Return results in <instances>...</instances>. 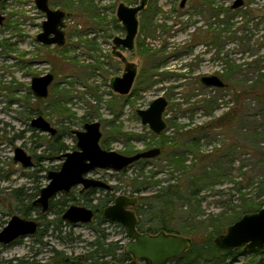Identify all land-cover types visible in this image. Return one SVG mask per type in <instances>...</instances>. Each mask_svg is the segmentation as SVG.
<instances>
[{
  "label": "rangeland",
  "instance_id": "1",
  "mask_svg": "<svg viewBox=\"0 0 264 264\" xmlns=\"http://www.w3.org/2000/svg\"><path fill=\"white\" fill-rule=\"evenodd\" d=\"M212 1L219 6L230 7L234 0ZM119 2L134 5L138 0H49L51 8H59L67 13L62 27L65 43L63 46H44L35 37L41 31L45 15L36 7L34 0H0V12L4 15L0 24V161L4 169L10 170L9 179L0 181V188L23 187L32 192L36 191L37 186H45L48 182L47 172L57 170L63 161V157L58 156L75 149L71 130L82 129L85 122H100L99 143L105 149L130 155L159 146L156 144L160 140L159 135L153 136L154 133L148 125L141 123L137 114L138 109L147 108L157 96L165 97L168 102L163 112L166 122L164 136L168 140L174 137L173 122L183 125L184 129L204 125L231 106V93L227 89L205 87L200 77L213 73L219 75L227 61L243 64L251 59H264V21L258 24L257 19L243 22L239 16H235L230 28L222 30L225 27L219 24L218 47L200 38L206 31L215 32L218 26L216 17L200 7L194 8L193 5L201 3V0L195 3L186 0L183 7L179 5L181 0H148L146 8L138 13L139 25L133 51L121 50L127 61L135 63L137 75L129 94L119 95L110 86L111 79L121 75L124 69V63L111 52L113 37L124 36L125 33L116 18ZM246 8H252L262 15L264 0H243V5L233 10L236 14ZM145 50L151 53V57ZM51 57L57 59V64H53ZM48 72L54 75L48 87V96L37 98L30 90V80L33 76ZM27 92L30 93V103L23 107L18 101H22ZM36 99L42 101L36 105ZM57 99L58 106H55L53 101ZM207 101L217 104L212 113L205 108ZM254 106L251 104L249 110H255ZM60 107L68 111L60 112ZM31 108H38L40 115L57 129L55 135L30 126L31 118L37 115L29 114L28 119L24 116ZM239 125L230 131L216 128L202 133L199 150L210 153L231 140L237 141L240 147L247 146L257 123L246 121ZM117 127L120 128L119 132L115 129ZM258 132L263 134L264 141V130ZM58 134V141L67 147L65 151L55 154L56 141L53 138ZM14 135L20 137L14 140V144L8 143L7 138ZM149 143L151 145L147 146ZM170 143L167 142L158 159L140 161L119 172L96 170L89 176L105 181L110 187L114 186L109 188L114 195H129L132 190L129 182L143 168L142 176L135 180L137 186H143L146 181L161 180L158 184L151 182L139 193L150 194L167 183L168 179H173L172 175L179 176L166 160ZM16 146L32 156V167L23 168L13 161ZM129 148L131 153H127ZM248 153L246 151L243 155L238 152L234 155L235 160L230 167L233 179L236 180L241 162L249 163L254 159ZM191 157L192 154H189L188 159ZM157 165H162V168L157 169ZM155 171L158 172L151 177ZM79 189L80 186H77L68 194L58 193L54 200H66V208L71 204L91 207L86 203L89 194L81 193ZM97 191L95 197L106 193L105 189ZM137 195L135 193L134 196ZM71 196L76 201H72ZM92 200V204L96 203L95 199ZM199 200L202 217L219 212L230 214L226 203L229 201L232 207L239 203L232 181H223L212 189H202ZM258 200L262 201L264 207V194ZM10 217L0 214V229ZM46 217L55 219V214L50 212ZM25 218L40 221L34 212ZM63 221L57 230L53 226L47 228L42 241H35L33 235H28L19 238L18 242L0 244V257L45 262L52 255V249L71 257L90 253L93 250L90 243L96 236L91 223ZM101 227L107 234L106 240H118L122 245L127 242L121 224L104 222ZM235 252V257L227 260L226 264H247L251 259H258L241 247ZM84 260L90 263L86 258ZM103 261H109L106 263L109 264L115 260L106 257Z\"/></svg>",
  "mask_w": 264,
  "mask_h": 264
},
{
  "label": "trees",
  "instance_id": "2",
  "mask_svg": "<svg viewBox=\"0 0 264 264\" xmlns=\"http://www.w3.org/2000/svg\"><path fill=\"white\" fill-rule=\"evenodd\" d=\"M192 2L195 3L196 0H192ZM193 6L194 8L200 7V9H204L211 16L217 18L218 26L215 32L206 31L204 35H199L207 43H213L216 46H218L219 40V24L225 27L222 30H226L232 25L231 21L235 16H239L243 22L257 19L256 24H258L264 21V14L261 15L252 8H246L235 14V11L229 6H219L214 4L212 0H201V3H195ZM220 16L221 19H219ZM141 28H143V24ZM139 46L142 47V45ZM145 52L147 51L145 50ZM147 55L150 56L151 53L147 52ZM51 59L54 65L57 64V59L52 57ZM219 76L225 83V86L220 89H227L231 93V106L204 125L184 129L183 125L179 126L173 122L174 137L168 140L163 131L159 135L160 140L156 142L161 148V154L153 159H140L134 162L158 159L162 155L164 147L167 146V142H171L168 145L170 150L165 156L168 165L172 167V171L179 173L178 177L173 176V172H171L170 175L173 179H168L167 183L146 195H140V190L149 187L151 182L158 184L161 180L154 179L151 182H144L143 186H137L135 180L143 174V168H140V171L136 172L135 177L129 182L132 185L130 196L135 195V193L138 194V203L134 210L137 215L136 228L139 232L150 234L172 232L190 236L191 243L184 253L164 264H226L227 260L235 257L236 252L235 250L217 247L213 242L214 238L224 233L226 227L243 214L252 213L263 206L262 201H259L258 198L264 194V141L263 134L258 130H264V59H251L243 64L227 61ZM217 89L219 90V88ZM35 101L37 105L42 100L36 99ZM18 102L23 107L27 106L30 103V93L27 92L23 100ZM58 102V99L53 101V105L58 106ZM251 104L255 105L253 111L249 110ZM215 106L217 104L214 102H208L205 108L208 109V113H212ZM59 110L64 112L67 109L60 107ZM40 113L38 108H31V111L24 117L28 119L31 115H40ZM246 121L257 123V126L252 130L247 146L240 147L237 141L231 140L210 153H202L199 150V140L202 133L216 128L230 131L236 125H242ZM115 129L120 131L118 127ZM152 135L155 136V134ZM59 136L58 134L53 138L56 141L55 154L65 151L67 147L63 142L58 141ZM19 137L20 135H14L7 138V141L14 144V140ZM151 143L147 146H150ZM131 151L129 148L127 153H131ZM246 151H249L248 154L254 159L249 163L241 162L239 164L238 175L235 180L230 173V167L235 160L234 155L238 152L245 155ZM189 154H192V157L188 159ZM2 164L3 162L0 161V181L8 180L10 177V170L4 169ZM161 166L157 165V169H161ZM157 172H153L151 177H154ZM223 181L233 182V188L238 192L239 203L234 207L230 205L229 201L226 203L227 208L230 209V214L219 212L209 214L208 217H202L203 213L199 203L201 190L204 188L212 189ZM113 187L111 186L110 189ZM110 189L97 197H95L98 192L96 188H89L84 191L89 194L86 203L93 207L95 213L94 219L90 222L96 232L95 239L90 243L93 250L85 255L86 260H89L91 264H106L109 262L103 261V258L106 257L118 263L131 259V256L124 252V245L118 240H106L107 234L101 227L104 222L117 223L102 216L103 208L116 196L110 192ZM35 190L31 192L23 187L0 188V214L7 216L17 212L21 216L29 217L33 212L36 213L37 219L40 221L33 237H35V241H42L47 228L53 226V229L57 230L59 224L64 223L61 214L67 204L66 200L59 202L55 201L53 197L49 201L48 210L42 213L39 207L31 204L32 200L39 194L40 187H35ZM92 198L96 200V203L92 204ZM70 199L76 201L74 196H71ZM50 212L55 214V219H47L46 216ZM18 241L19 239H16L14 242ZM51 252L52 255L45 262L34 259L25 261L18 258L12 260L0 257V264H72L66 259L67 256H64L62 251L52 249ZM250 253L252 257H258V259H251L247 264H264V245ZM136 264L144 263L138 262Z\"/></svg>",
  "mask_w": 264,
  "mask_h": 264
},
{
  "label": "water",
  "instance_id": "3",
  "mask_svg": "<svg viewBox=\"0 0 264 264\" xmlns=\"http://www.w3.org/2000/svg\"><path fill=\"white\" fill-rule=\"evenodd\" d=\"M148 0H138L134 5L119 2L116 8V17L120 20L125 31L123 37L113 38V54L120 57L124 62V70L120 76L111 79L110 86L119 95H126L130 92L132 84L137 74L135 63L127 61L119 51H115L118 46L124 47L127 51H133L135 47V37L138 32V13L147 5ZM186 0H181L180 7H183ZM36 7L45 15L41 23V32L37 34V40L43 44H57L61 46L65 42L63 21L67 13L59 8H51L48 0H34ZM243 5V0H234L232 9ZM4 20V15L0 12V24ZM53 80V74L47 73L41 76H34L30 82V88L36 97H46L48 85ZM201 83L206 87L222 88L225 86L223 80L214 74L200 77ZM167 100L163 96L154 98L145 109H138L137 114L143 125H148L149 129L159 135L166 128L163 119V112L167 106ZM30 126L47 132L56 134L53 127L41 115L31 118ZM76 148L66 151L58 157H63V161L57 170H49L46 174L48 182L39 190V194L31 202L39 207L42 213L49 208V201L58 193L68 194L75 186H81V190L95 188H109V184L103 180L88 177L95 170H112L119 172L140 159H151L161 153L159 146H154L134 154L126 155L112 149H105L100 146L101 137L100 122L95 120L86 122L83 128L73 129ZM12 159L19 163L21 167L28 168L34 165L32 157L22 147L16 146L13 150ZM138 201L135 196L125 194L117 195L113 202L105 206L102 215L105 219L121 224L128 238L123 250L131 256V259L123 263L115 261L109 264H164L172 258H176L184 253L191 243L190 238L172 232H159L150 234L139 232L136 228L137 216L131 208ZM94 211L86 206L71 204L61 214L63 220L69 223H90L93 220ZM39 227V222L29 219L19 214L11 215L7 223L0 229V244L7 245L16 239L33 235ZM214 244L222 249L235 250L242 248L243 251L251 252L264 245V207L252 213L243 214L233 223L229 224L225 232L216 236ZM67 259V258H66ZM74 264H91L83 261V255H76L68 258Z\"/></svg>",
  "mask_w": 264,
  "mask_h": 264
},
{
  "label": "flooded vegetation",
  "instance_id": "4",
  "mask_svg": "<svg viewBox=\"0 0 264 264\" xmlns=\"http://www.w3.org/2000/svg\"><path fill=\"white\" fill-rule=\"evenodd\" d=\"M48 2H49V0H48ZM147 2H148V1H147ZM49 6H50V5H49ZM116 8H117V7H116ZM145 8H146V7H145ZM145 8H144V9H145ZM144 9H143V10H144ZM143 10H142V11H143ZM142 11H141V12H142ZM41 12H42V11H41ZM66 16H67V15H66ZM116 18H117V17H116ZM119 21H120V20H119ZM41 23H42V22H41ZM120 23H121V22H120ZM138 25H139V22H138ZM121 27H122V24H121ZM122 28H123V27H122ZM40 32H41V31H40ZM124 32H125V31H124ZM37 34H38V33H37ZM37 34H36V37H37ZM124 34H125V33H124ZM64 36H65V34H64ZM115 36H117V35H115ZM115 36H114V37H115ZM36 37H35V38H36ZM114 37H113V38H114ZM119 37H123V36H119ZM36 40H37V38H36ZM37 41H38V40H37ZM38 42H39V41H38ZM39 43H41V42H39ZM64 43H65V42H64ZM134 43H135V42H134ZM41 44L44 45V46H46V45H51V44H43V43H41ZM54 44H55V43H54ZM55 45H57V44H55ZM63 45H64V44H63ZM63 45H61V46H63ZM57 46H58V45H57ZM112 47H113V39H112V46H111V52H112V54H113V48H112ZM121 50H126V49H125L124 47H122V46H118V47L115 48V51H119L121 54H123ZM126 51H127V50H126ZM113 55H114V54H113ZM114 56H116L121 62H123V61L120 59V57H118L117 55H114ZM123 56H124V55H123ZM123 63H124V62H123ZM123 70H124V69H123ZM48 73H51V72H48ZM45 74H47V73H45ZM45 74H43V75H45ZM52 74H53V73H52ZM213 74L219 76L218 74H215V73H213ZM136 75H137V74H136ZM39 76H41V75H39ZM119 76H120V75H119ZM33 77H34V76H33ZM33 77H32V78H33ZM114 77H115V76H114ZM219 77H220V76H219ZM32 78H31V79H32ZM135 78H136V77H135ZM53 79H54V75H53ZM134 80H135V79H134ZM52 81H53V80H52ZM30 82H31V80H30ZM50 84H51V83H50ZM50 84H49V85H50ZM49 85H48V87H49ZM132 85H133V84H132ZM29 87H30V85H29ZM205 87H206V86H205ZM208 88H209V87H208ZM210 88H212V87H210ZM30 90H31V88H30ZM31 92H32V90H31ZM32 94H33V92H32ZM128 94H129V93H128ZM33 95H34V94H33ZM126 95H127V94H126ZM34 96H35V95H34ZM47 96H48V94H47ZM47 96H46V97H47ZM35 97H36V96H35ZM37 98H41V97H37ZM42 98H45V97H42ZM42 98H41V99H42ZM85 123H86V122H85ZM83 125H84V124H83ZM82 128H83V126H82ZM56 130H57V129H56ZM72 130H73V129H72ZM72 130H71V133H72ZM78 130H80V129H78ZM46 133H47V132H46ZM56 133H57V131H56ZM161 133H162V132H161ZM161 133H160V134H161ZM72 134H73V133H72ZM160 134H159V135H160ZM50 135H51V134H50ZM54 135H55V134H54ZM73 135H74V134H73ZM52 136H53V135H52ZM74 138H75V136H74ZM75 148H76V146H75ZM73 150H74V149H73ZM160 154H161V153H160ZM160 154H159V155H160ZM159 155H158V156H159ZM158 156H157V157H158ZM31 157H32V156H31ZM151 159H153V158H151ZM125 169H126V168H125ZM123 170H124V169H123ZM95 171H96V170H95ZM92 172H94V171H92ZM90 173H91V172H90ZM90 173H89V174H90ZM89 174H87L88 177H90ZM91 178H93V177H91ZM96 179H98V178H96ZM100 180H101V179H100ZM75 187H77V186H75ZM73 188H74V187H73ZM73 188H72V189H73ZM90 188H95V187H90ZM109 188H110V185H109ZM109 188H107V189H105V188H96V189H105V190H109ZM72 189H71V190H72ZM87 189H89V188H87ZM87 189L81 190V186H80L79 192L82 193V192L86 191ZM116 196H117V195H116ZM116 196H115V197H116ZM128 196H130V194H129ZM133 196H134V195H132V197H133ZM135 197H136V196H135ZM137 198H138V197H137ZM113 200H114V199H113ZM113 200H112L110 203H112ZM110 203H109V204H110ZM137 203H138V201H137ZM137 203H136V204H137ZM136 204H135L134 206L131 207L133 210H134ZM81 206H83V205H81ZM106 206H107V205H106ZM86 207H87V206H86ZM89 208H91V209L94 211L93 207H89ZM134 212H135V210H134ZM135 214H136V213H135ZM94 215H95V213H94ZM102 216H103V215H102ZM136 216H137V215H136ZM93 219H94V216H93ZM18 239H19V238H18ZM12 243H13V242H12ZM10 244H11V243H10ZM68 258H71V256H67V259H68ZM84 259H85V256L83 255V260H84ZM68 261H69L70 263L74 264L73 261H70V260H68ZM84 261H85V260H84ZM127 261H128V260H127ZM115 262H117V261H115ZM87 263H88V262H87Z\"/></svg>",
  "mask_w": 264,
  "mask_h": 264
}]
</instances>
